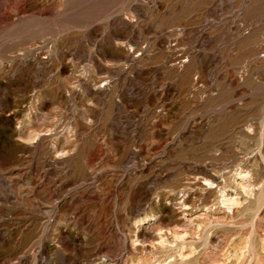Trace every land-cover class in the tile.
Masks as SVG:
<instances>
[{"label":"rangeland","instance_id":"obj_1","mask_svg":"<svg viewBox=\"0 0 264 264\" xmlns=\"http://www.w3.org/2000/svg\"><path fill=\"white\" fill-rule=\"evenodd\" d=\"M157 262L264 264V0H0V264Z\"/></svg>","mask_w":264,"mask_h":264},{"label":"bare ground","instance_id":"obj_2","mask_svg":"<svg viewBox=\"0 0 264 264\" xmlns=\"http://www.w3.org/2000/svg\"><path fill=\"white\" fill-rule=\"evenodd\" d=\"M235 175L238 178V181L236 182V186L239 188V190L242 191L244 193V195L246 194L248 196L249 194H251L252 189H253L255 184L249 180V176H250L249 173L247 171L238 170L235 172ZM205 182H206V180H205ZM207 182L211 183L209 181H207ZM221 201H223V203L227 204V206H233V205H237L239 203V200L236 197L235 192H233V191L224 192L222 195ZM163 241H164V239H163ZM157 264H158V262H157Z\"/></svg>","mask_w":264,"mask_h":264}]
</instances>
